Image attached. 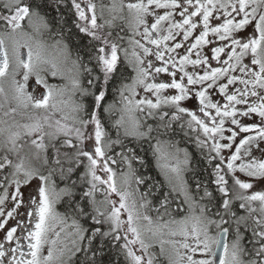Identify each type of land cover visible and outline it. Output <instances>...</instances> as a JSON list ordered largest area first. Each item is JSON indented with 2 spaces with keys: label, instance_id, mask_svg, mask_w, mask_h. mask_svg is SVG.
Returning <instances> with one entry per match:
<instances>
[{
  "label": "snow or ice",
  "instance_id": "snow-or-ice-1",
  "mask_svg": "<svg viewBox=\"0 0 264 264\" xmlns=\"http://www.w3.org/2000/svg\"><path fill=\"white\" fill-rule=\"evenodd\" d=\"M0 264H264V0H0Z\"/></svg>",
  "mask_w": 264,
  "mask_h": 264
},
{
  "label": "trees",
  "instance_id": "trees-1",
  "mask_svg": "<svg viewBox=\"0 0 264 264\" xmlns=\"http://www.w3.org/2000/svg\"><path fill=\"white\" fill-rule=\"evenodd\" d=\"M140 172L142 173V175L147 179V178H151L148 179L147 182L148 184H151L153 181L156 180H161L162 177L159 174V171L155 165V162L152 160L151 156L149 155V157L147 158V162L144 165L143 168H140Z\"/></svg>",
  "mask_w": 264,
  "mask_h": 264
}]
</instances>
